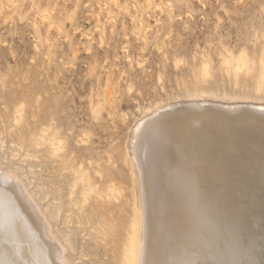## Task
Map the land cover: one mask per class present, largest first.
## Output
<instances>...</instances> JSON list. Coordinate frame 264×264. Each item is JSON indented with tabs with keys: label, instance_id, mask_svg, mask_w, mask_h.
Instances as JSON below:
<instances>
[{
	"label": "rangeland",
	"instance_id": "obj_1",
	"mask_svg": "<svg viewBox=\"0 0 264 264\" xmlns=\"http://www.w3.org/2000/svg\"><path fill=\"white\" fill-rule=\"evenodd\" d=\"M32 1L0 0V169L66 263L129 264L149 159L137 127L195 102L264 107L256 79L235 88L223 65L264 72V0Z\"/></svg>",
	"mask_w": 264,
	"mask_h": 264
},
{
	"label": "bare ground",
	"instance_id": "obj_2",
	"mask_svg": "<svg viewBox=\"0 0 264 264\" xmlns=\"http://www.w3.org/2000/svg\"><path fill=\"white\" fill-rule=\"evenodd\" d=\"M223 65L235 88L243 76L264 93L263 71L231 56ZM200 75L211 76L209 65ZM242 106L159 108L137 127L134 151L149 159L145 167L140 157L144 204L131 240L139 254L128 253L129 264H264V107ZM12 177L0 169V264H69Z\"/></svg>",
	"mask_w": 264,
	"mask_h": 264
}]
</instances>
